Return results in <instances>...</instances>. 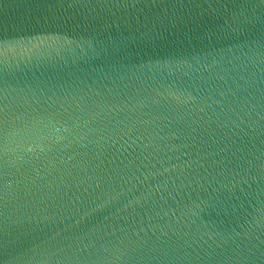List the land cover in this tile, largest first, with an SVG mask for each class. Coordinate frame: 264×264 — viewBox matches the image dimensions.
<instances>
[{
	"label": "water",
	"instance_id": "obj_1",
	"mask_svg": "<svg viewBox=\"0 0 264 264\" xmlns=\"http://www.w3.org/2000/svg\"><path fill=\"white\" fill-rule=\"evenodd\" d=\"M0 264H264V0H0Z\"/></svg>",
	"mask_w": 264,
	"mask_h": 264
}]
</instances>
